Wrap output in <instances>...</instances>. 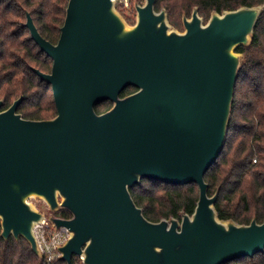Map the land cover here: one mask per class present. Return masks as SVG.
Instances as JSON below:
<instances>
[{"label":"water","instance_id":"water-1","mask_svg":"<svg viewBox=\"0 0 264 264\" xmlns=\"http://www.w3.org/2000/svg\"><path fill=\"white\" fill-rule=\"evenodd\" d=\"M157 0L136 3L132 26L114 0H69L56 43L30 13L31 38L53 63L34 69L52 87L50 119L18 113L24 96L4 110L0 99L1 237L24 238L43 261L34 226L44 218L68 229L60 259L72 264H226L264 252V222L221 219L218 191L206 171L224 148L235 86L264 12V2L205 22L195 7L175 29ZM129 86L137 90L121 96ZM112 106L98 113L95 106ZM143 178L196 183L192 214L151 221L130 189ZM61 209L70 218L55 215Z\"/></svg>","mask_w":264,"mask_h":264},{"label":"trees","instance_id":"trees-1","mask_svg":"<svg viewBox=\"0 0 264 264\" xmlns=\"http://www.w3.org/2000/svg\"><path fill=\"white\" fill-rule=\"evenodd\" d=\"M69 0H0V99L1 110L24 96L18 112L33 120L56 116L52 87L41 80L34 69L50 72L52 59L42 52L31 38L26 26L27 12L43 37L58 41ZM264 0H157L156 9L166 8L173 27L183 30L181 18L190 16L195 7L206 22L212 12L235 10L241 6L262 4ZM244 55L237 78L227 138L215 163L206 171L208 193L218 191L215 208L218 216L249 224L255 217L264 222V12L254 28L249 46L236 49ZM137 90L124 89L121 96ZM112 106L109 100L98 103V113ZM131 194L136 204L151 221L181 218V213L192 214L199 198L196 183L175 185L143 178L134 185ZM70 218L66 209L55 213ZM1 233V225H0ZM80 259L74 256L72 264ZM0 264H67L57 258L51 263L32 251L22 237L5 240L0 234ZM83 264V263H82ZM230 264H264V252L253 257H242Z\"/></svg>","mask_w":264,"mask_h":264},{"label":"built area","instance_id":"built-area-1","mask_svg":"<svg viewBox=\"0 0 264 264\" xmlns=\"http://www.w3.org/2000/svg\"><path fill=\"white\" fill-rule=\"evenodd\" d=\"M115 7L128 12L130 17L137 16L136 1L134 0H114ZM126 15V14H125ZM34 226V234L38 247L47 263H51L60 258L59 247L62 246L69 237L68 229L61 227L57 229L54 224L47 220V215ZM82 260V256L78 257Z\"/></svg>","mask_w":264,"mask_h":264},{"label":"rangeland","instance_id":"rangeland-1","mask_svg":"<svg viewBox=\"0 0 264 264\" xmlns=\"http://www.w3.org/2000/svg\"><path fill=\"white\" fill-rule=\"evenodd\" d=\"M134 1H136V3H138L139 5H144V3H145V1L146 0H134ZM166 9V8H165ZM117 10L119 11V13L124 17V19L126 20V22L128 23V25H130V26H132V25H134L135 23H136V20H137V16H134V17H130L129 15V13L128 12H126L125 14H124V10H121V8L119 7H117ZM167 11V10H166ZM192 14V13H191ZM191 14H190V16H188V15H186V17H188V18H190L191 17ZM167 15H168V13H167ZM184 16V15H183ZM169 20V19H168ZM170 22V21H169ZM171 24V23H170ZM181 25H182V28H183V30H184V27H183V21H182V18H181ZM175 29H177V30H180V29H178V28H176V27H174ZM180 31H182V30H180ZM32 202H34L35 203V205L37 206V208L41 211V212H43L44 214H48L49 212H48V208H47V206H46V204L44 203V202H42V201H39V200H35V199H33L32 200ZM78 264H82L83 263V261L82 260H80V261H78L77 262Z\"/></svg>","mask_w":264,"mask_h":264},{"label":"flooded vegetation","instance_id":"flooded-vegetation-1","mask_svg":"<svg viewBox=\"0 0 264 264\" xmlns=\"http://www.w3.org/2000/svg\"><path fill=\"white\" fill-rule=\"evenodd\" d=\"M163 9V7L162 8H160L159 10H157L156 9V6H155V10L157 11V12H159L160 10H162ZM192 15V14H191ZM182 21H183V16H182ZM136 91V90H135ZM54 96V95H53ZM4 104V103H3ZM2 108V107H1ZM7 109V108H6ZM17 112H18V110H17ZM19 113V112H18ZM236 260H234V261H232V262H235ZM232 262H229V263H226V264H230V263H232Z\"/></svg>","mask_w":264,"mask_h":264}]
</instances>
